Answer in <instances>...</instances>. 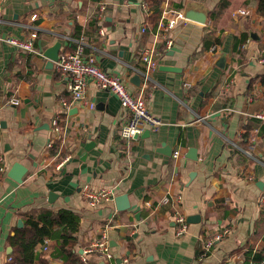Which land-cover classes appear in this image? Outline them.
Here are the masks:
<instances>
[{"label": "crops", "instance_id": "1", "mask_svg": "<svg viewBox=\"0 0 264 264\" xmlns=\"http://www.w3.org/2000/svg\"><path fill=\"white\" fill-rule=\"evenodd\" d=\"M145 3L0 0V264L14 254L18 230L60 211L79 218L74 264L263 263L264 121L255 118L264 114L259 0H164L156 22ZM190 6L207 13L206 24L183 28L179 20L166 31L168 20ZM239 10L247 15L233 18ZM32 33L38 54L2 40ZM56 43L58 58L83 43V56L119 76L159 128L123 143L129 112L94 83L84 102L73 100L68 80L44 56ZM144 50L156 62L149 80ZM12 98L20 104L7 105ZM56 118L59 132L52 126ZM14 165L26 169L21 183L8 176ZM84 186L113 189L114 199L126 197L118 207H127L118 210L114 199L90 207ZM175 212L200 220L176 237ZM224 230L199 260L203 241ZM103 233L112 259L85 255ZM48 240L47 252L41 242L35 246L33 264H67Z\"/></svg>", "mask_w": 264, "mask_h": 264}, {"label": "built area", "instance_id": "2", "mask_svg": "<svg viewBox=\"0 0 264 264\" xmlns=\"http://www.w3.org/2000/svg\"><path fill=\"white\" fill-rule=\"evenodd\" d=\"M144 5L146 6V3ZM104 9L103 6H99L100 14H102ZM246 15L247 13L244 10H239L232 14L233 18ZM32 18L35 19L36 16L33 15ZM179 20L183 22V26L188 23V20L184 19L181 13H178L174 18L168 20L165 30L168 31L174 28ZM142 31H144V28H142ZM100 34H102V31H100ZM35 38L36 34L32 33L27 39L6 36L2 40L7 45L14 47L17 51L38 54V51L34 47ZM171 44V40L167 42L168 47ZM83 45V43H78L77 47L72 52L62 54L55 62V69L58 74L68 80L67 89L72 99L77 102H84V94L87 85L89 83H94L99 89L114 95L118 99L120 105L129 112V119L120 130V140L123 143H128L138 138L145 131L155 132L160 126V121L149 113L143 99L140 96L131 95L119 76L102 70L98 66L94 56L89 55L84 57ZM152 55V52L149 50H144L141 54L142 61L147 66V72L144 74L146 80H149L148 72H152L156 68V62L152 60ZM260 62L264 63V59ZM19 104L20 101L16 98L7 101V105L9 106H16ZM62 104H66L65 100H62ZM93 107V104H89V108ZM255 118L264 121V114L257 113ZM52 126L55 132H59L57 118L52 121ZM178 155V151L174 152L175 158L178 157ZM81 193L90 207L101 206L107 202H112L114 199L113 189L90 190L88 186H84ZM258 204L261 208L264 207V195L259 197ZM172 219L175 224V236L180 237L184 235L188 229L185 215L180 212H175ZM227 232L228 230H224L214 236L207 237L202 243L199 260L205 259L214 243L220 241ZM41 243L42 251L47 252L49 240L43 239ZM91 253L98 254L105 261L112 259L105 233L102 234L101 238L94 240L84 251L85 255ZM81 261L85 263L86 259L82 257ZM262 264H264V262Z\"/></svg>", "mask_w": 264, "mask_h": 264}, {"label": "trees", "instance_id": "3", "mask_svg": "<svg viewBox=\"0 0 264 264\" xmlns=\"http://www.w3.org/2000/svg\"><path fill=\"white\" fill-rule=\"evenodd\" d=\"M163 2L164 0H146L147 6L152 10L150 17L154 22L161 12ZM257 12L264 18V0H259ZM259 81L264 86V75L259 77ZM39 220L29 221L25 228L18 230L11 239L15 252L8 264H33L37 257L35 246L45 238L54 239L57 256L65 259L67 264H74L76 259L71 253V244L79 226V218L68 211H60L54 215L41 216ZM53 227H56L55 231L51 230ZM253 260L259 261L256 257Z\"/></svg>", "mask_w": 264, "mask_h": 264}, {"label": "water", "instance_id": "4", "mask_svg": "<svg viewBox=\"0 0 264 264\" xmlns=\"http://www.w3.org/2000/svg\"><path fill=\"white\" fill-rule=\"evenodd\" d=\"M181 15L184 19L191 21V22H188L183 28H187L193 22L200 24V25H205L207 22V13L204 12L203 10L194 9V7L192 6L185 8ZM59 49H60V44L56 43L51 49L45 51L44 56H46V58L49 59L50 61L49 63H53L58 60ZM189 153L194 155V150H189ZM191 158L196 159L194 156H192ZM25 173H26L25 168H20V166L14 165L11 170V173L8 176L12 178L16 183H21L22 177ZM125 199H126L125 195L117 196L114 199L118 210H121L127 207V206L118 207L119 203H123ZM199 220H200L199 216H189L186 219L188 224L199 222Z\"/></svg>", "mask_w": 264, "mask_h": 264}]
</instances>
